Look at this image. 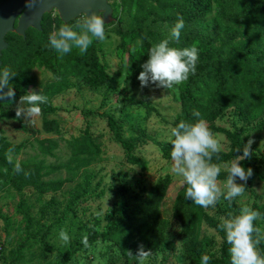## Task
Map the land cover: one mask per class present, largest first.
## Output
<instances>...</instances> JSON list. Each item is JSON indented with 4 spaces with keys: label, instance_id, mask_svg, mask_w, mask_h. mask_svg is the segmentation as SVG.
<instances>
[{
    "label": "trees",
    "instance_id": "1",
    "mask_svg": "<svg viewBox=\"0 0 264 264\" xmlns=\"http://www.w3.org/2000/svg\"><path fill=\"white\" fill-rule=\"evenodd\" d=\"M111 6L115 16L119 12L122 16L119 21L114 18L112 23H117L115 33L120 40L119 48L127 60L119 75L125 74L130 81L137 80L151 45L165 38L178 18L183 19L180 41L173 46L195 45L199 58L195 73L177 88L179 113L172 125L174 127L181 120L194 121L192 112L199 111L210 131L225 135L229 142L228 151L220 153L219 161L213 157V163H227L235 155L242 154L235 153V150L250 140L249 134H246L248 128L257 124L264 129V0H116ZM78 20L69 25H74ZM61 24L64 23L59 17L47 15L42 21V31L30 29L25 39L14 33L6 37L9 47L3 52L2 67L12 69L17 74L9 84L16 94L9 102L0 105V122L4 126L33 136L37 134L31 122L23 115H16L21 98L29 93L28 86L32 82L27 78L34 68H44L53 75V82L41 89V93L48 97V103L41 106L40 114L44 133L57 135L61 140L60 124L48 119V115L57 112L52 106L53 99L68 91L72 81H81L94 91L111 85L112 74L100 62V42L94 41L83 56L76 49L60 56L49 46V33L54 30V25L59 27ZM6 90L7 87L2 91ZM123 106L157 112L150 104L128 96H124ZM227 112L234 114L242 127L235 126L233 130L218 127L217 120ZM105 117L128 163L147 171V162L137 154L138 145L123 138L121 121L113 114L108 113ZM134 131L137 129L134 128ZM142 137L156 145L164 159H171L170 141H158L152 136ZM38 144L45 154H52L59 148L57 140H38ZM68 145L72 155L67 166L69 171L88 167L101 154L99 138L93 135L89 126L81 130L78 137H72ZM24 148L23 144L9 142L0 130V191L20 195L17 210L24 223L22 237L16 247L7 253L0 248V264L27 263V252L34 245L51 250L47 238L52 229L66 221L69 213L74 212L100 187L98 185L93 190L94 176L84 173L83 181L75 183L68 191V199L61 202L58 194L73 180L45 179L49 173L43 172V166L27 161L20 162L24 171L15 172L13 165L16 160L9 163L8 159L18 156ZM251 153V159L242 164L245 168H252L251 178L259 177L264 182V153H255L252 146ZM62 168L56 166L54 170L60 171ZM226 178L227 171H224L218 180L225 181ZM172 183V178L167 175L149 190L140 193H129L127 188L119 187L115 191L118 203L106 213L105 219L97 216L89 220L87 234L82 239L87 238V245L81 241L74 251L59 253L57 264H69L79 251L97 241L112 243L128 263L140 264L144 258L138 259L136 255L141 247L148 251L146 257L166 253L175 245L170 239L171 235L180 240L190 264H201L204 254L211 257L209 264H230V245L226 243L224 232L218 228L220 220L185 198L186 185L173 202L172 222L164 216L163 205ZM26 191H32V195ZM30 197L35 198L34 203H30ZM46 197H49L48 200ZM253 209L264 214V205L260 207L255 203ZM204 225L215 230L223 241L219 257L211 255L215 240L204 235ZM259 250L264 255V243L259 245Z\"/></svg>",
    "mask_w": 264,
    "mask_h": 264
},
{
    "label": "rangeland",
    "instance_id": "2",
    "mask_svg": "<svg viewBox=\"0 0 264 264\" xmlns=\"http://www.w3.org/2000/svg\"><path fill=\"white\" fill-rule=\"evenodd\" d=\"M108 1L111 5L116 2V0ZM120 15L121 12L116 16L114 14V18L119 21L122 17ZM105 28L106 39L99 44V58L100 62L112 74L111 85L94 91L81 81H72L68 91L53 99L52 106L57 112L48 115V119L55 120L60 124L62 140L57 135L44 133L41 114L35 117V123H32L37 132L35 136L4 126L0 122L2 135L9 142L25 145L18 156L11 157L12 160L41 164L44 168L43 172L49 173L45 179L73 180L58 194L61 202L68 199V191L75 186V183L83 181L84 173L94 176L93 190L98 185L100 186L91 197L80 203L74 212L69 213L66 221L52 229L47 238L51 250L34 245L27 252V263L25 264H57L59 253L74 251L87 234L89 220L97 216L104 220L106 213L116 206L118 200L115 191L121 186L127 188L129 193H140L149 190L160 178L170 176L173 183L163 205L164 216L170 222L173 220V202L185 186L181 183L180 178L171 172L172 160L164 159L159 148L142 137L145 135L152 136L158 141H170L169 130L173 127L172 124L179 113L177 89L156 90L151 86L141 88L138 79L130 81L125 74L119 75L127 60L119 48L120 40L115 33L117 23ZM27 79L32 82L28 86V92L41 90L54 80L52 73L44 68H34ZM124 96L148 103L157 112L150 113L142 107L123 106ZM108 113L113 114L121 121L120 128L123 138L138 145L137 154L147 162L149 166L147 171H141L138 167L128 163L123 148L115 141L109 130L105 117ZM216 125L227 130H233L235 126L242 127V123L230 112L221 116ZM88 126L93 135L99 138L101 154L94 158L88 167H82L79 171H69L67 166L71 162L72 155L68 144L72 137H78L80 131ZM134 128L137 131H134ZM246 134L250 136L254 152L263 154L264 129L255 124L248 128ZM215 135L221 140L223 152L228 151L229 142L226 136ZM46 139L59 141V148L52 154H45L38 144V140ZM56 166H63V168L60 171H55ZM72 166L74 167V165ZM224 171L226 170L222 169L221 172ZM236 182L245 183L238 178ZM26 192L28 195H32V191ZM48 198L46 197V200ZM34 200V197H30V203H34ZM19 201L20 195L16 192L0 191V248H3L5 253L16 247L22 237L24 223L22 215L17 210ZM255 203L260 207L264 205V182L259 177H250L246 182L245 193L242 197L236 198L231 204L221 197L215 206H210L206 210L211 217L220 220V217H226L229 213L236 214L242 206L253 209ZM33 213L36 214V211L34 210ZM254 223L264 229V221ZM61 230L69 234V243L63 244L59 241L58 233ZM203 233L215 240L210 252L212 256L219 257L222 239L215 230L206 225L203 226ZM170 239L175 244L172 250L148 256L140 264H190L180 240L174 235H171ZM69 264L130 263L112 243L97 241L79 251Z\"/></svg>",
    "mask_w": 264,
    "mask_h": 264
},
{
    "label": "clouds",
    "instance_id": "3",
    "mask_svg": "<svg viewBox=\"0 0 264 264\" xmlns=\"http://www.w3.org/2000/svg\"><path fill=\"white\" fill-rule=\"evenodd\" d=\"M29 0L28 6H31ZM184 27L182 18H178L168 35L151 45L147 53V60L141 65L137 79L141 88L155 86L156 88L174 90L186 81L196 71L199 58L197 46L176 47L181 38ZM48 35V44L60 56L73 52L74 49L83 56L93 45L94 41L103 42L106 39L105 19L101 14L93 12L85 15L74 25L67 23ZM16 72L9 68H0V91L8 88L7 96L13 97L14 92L9 87ZM48 103V97L39 92H29L20 100L17 116L23 115L26 120L35 123V117L41 113V106ZM194 121H179L169 130L171 143L170 157L173 162L171 172L181 183L186 185L185 198L192 203L207 209L215 206L222 197L230 204L245 193L246 182L252 177V168H245L243 161L251 159V144H247L235 150L234 159L227 163H213V157L220 160V153L224 151L221 140L213 134L205 119L199 111H193ZM13 163L12 159H8ZM14 171H24L19 160L15 161ZM227 171L225 181H218L222 171ZM28 175L27 172L24 173ZM237 178L245 183H237ZM218 228L224 232L225 240L229 248L230 264H264V255L259 250V245L264 243V229L256 226L254 222L264 221V214L248 206L240 207L237 214L229 213L226 217L219 218ZM58 239L63 244L70 241L69 234L61 230ZM87 245V238L82 241ZM129 255L132 254L129 252ZM148 255L141 247L136 257L143 259ZM211 257L207 254L201 256V264H209Z\"/></svg>",
    "mask_w": 264,
    "mask_h": 264
},
{
    "label": "water",
    "instance_id": "4",
    "mask_svg": "<svg viewBox=\"0 0 264 264\" xmlns=\"http://www.w3.org/2000/svg\"><path fill=\"white\" fill-rule=\"evenodd\" d=\"M28 2L29 0H0V68L3 65V52L9 47L6 37L14 33L25 39L29 29L42 31L45 14L56 11L64 24H71L93 12L104 16L106 26L115 20L108 0H32L30 7ZM8 90L0 91V105L12 99L6 95ZM12 91L15 95L16 90Z\"/></svg>",
    "mask_w": 264,
    "mask_h": 264
},
{
    "label": "flooded vegetation",
    "instance_id": "5",
    "mask_svg": "<svg viewBox=\"0 0 264 264\" xmlns=\"http://www.w3.org/2000/svg\"><path fill=\"white\" fill-rule=\"evenodd\" d=\"M47 15L51 16L52 18L59 17V16H58V13H57L56 11H53V12H51V13H49V14H45L44 17H43V20L45 19V17H46ZM29 30H30V29H29Z\"/></svg>",
    "mask_w": 264,
    "mask_h": 264
}]
</instances>
